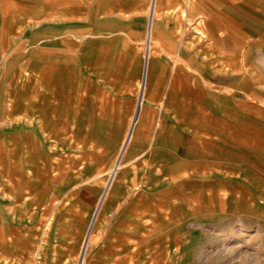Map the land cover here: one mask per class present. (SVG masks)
Returning <instances> with one entry per match:
<instances>
[{"label":"rangeland","instance_id":"1","mask_svg":"<svg viewBox=\"0 0 264 264\" xmlns=\"http://www.w3.org/2000/svg\"><path fill=\"white\" fill-rule=\"evenodd\" d=\"M257 3L264 10V0ZM50 10L59 38L40 39L35 28L22 35L23 22L11 30V5L0 0V264H78L81 257L84 264H264L263 215L243 224L228 205L210 215L196 207L206 193L264 200V24L255 41L243 43L242 61L251 64L256 85L245 84L236 97L235 122L219 119L204 134L202 118L190 117L200 109L190 99L200 74L175 69L186 63L181 56L173 55V70L163 64L153 33L152 47L146 41L148 17L128 54L114 53L98 32L92 53L74 61L70 13L62 2ZM146 46L148 96L138 83ZM56 67L59 93L45 84L47 68ZM169 84L178 89L174 111L184 98L191 111L163 120ZM143 95L144 118L135 113L125 131ZM158 146L165 152H153ZM118 159L125 162L105 197L109 174H99ZM171 159L175 173L166 182L161 167ZM163 192L169 203L162 204Z\"/></svg>","mask_w":264,"mask_h":264},{"label":"crops","instance_id":"2","mask_svg":"<svg viewBox=\"0 0 264 264\" xmlns=\"http://www.w3.org/2000/svg\"><path fill=\"white\" fill-rule=\"evenodd\" d=\"M6 1H8V5H11V15L9 16L11 30L17 27L18 23L23 22L27 27L25 26L21 32L22 35H25L26 28H35L40 39L51 37V40L57 39L59 36L51 33L58 26H54L55 22L50 17L51 10L49 11V9L56 6L61 7L62 2L64 12L70 13V24L65 26L70 32L68 35L71 37L74 61L79 59L82 54L92 53L91 41L98 32L105 33L109 41L114 44L116 50L114 53L128 54L135 49L136 40L143 36L148 17L146 41L150 40L152 47L153 33L156 40L155 50L163 64L173 70V65H179L177 62H173V55H176L177 58L181 56L186 63H180L181 66H175V69H186L200 74H196L193 79V84L197 89H194L192 94H188L192 95L190 99L195 104H193L194 107L201 109H194L190 116L191 120L196 121L198 118H202V128H197L204 134L213 132L212 129L215 128L213 124L217 123L219 119L221 121L235 119L237 116L236 106H239L235 103L236 97L244 91L245 84H248L250 89L256 85L255 78L251 74V64L243 63L242 56L247 54L246 48L243 50V43L255 41L258 37V33H256L259 30L258 24H264V10H260L258 0ZM37 13L39 19L35 18V21H32L34 16L37 17ZM32 22L34 23L32 24ZM33 36L36 37L31 35V37ZM247 49L251 50L252 48L249 46ZM149 50L148 53L146 46L143 73L138 81L139 87H147V96V73L151 48ZM254 53L255 55L258 53L257 46H254ZM56 69L58 68H47L45 84L46 89H54L59 93L62 85L58 82L59 71ZM223 77H227V79L224 80ZM175 89L177 87H174L173 84H169L164 89V98L166 99L162 106L164 108L162 119L165 116L163 120L167 118L166 115L173 116V112L177 117L178 110L183 113L182 116H186L191 111V108L188 107L191 101H187L186 98L183 99L185 103L182 104V107L174 111ZM181 92L182 90H180ZM188 94L183 92L185 97ZM145 101L144 95L139 97L138 103L142 106H139L137 112L136 109L134 110L125 131H128L135 113L137 114L135 119L138 116L139 120L144 118L145 113L142 112V109ZM146 119L150 121V126L146 127L145 131V134L149 136L153 123L149 116ZM233 121L235 122V120ZM139 125L140 122L137 123L133 133L138 130ZM251 126L256 127L255 125ZM223 127V132H226L225 125ZM236 127L240 129L241 124H237ZM108 134L110 133L105 135ZM135 142L132 143L134 148L136 147ZM142 145L137 146L139 150L144 149ZM168 146L169 144L165 145L166 151L169 150ZM158 147L153 152H165V149Z\"/></svg>","mask_w":264,"mask_h":264},{"label":"bare ground","instance_id":"3","mask_svg":"<svg viewBox=\"0 0 264 264\" xmlns=\"http://www.w3.org/2000/svg\"><path fill=\"white\" fill-rule=\"evenodd\" d=\"M58 124V123H57ZM125 161H123L122 159H118V161H116V163H114V165L111 167V169H108L106 171H104L103 173L101 172L99 175L101 174H105V173H108L109 174V177H108V186L106 185L107 187V190H106V196L107 197V194L109 192V189L114 181V178L115 176L117 175V173L119 172V168L122 167V165L124 164ZM170 164H168V166H162L161 169L162 171L168 175V179H166L165 181H170L172 178L171 176H173V174L175 173L174 172V165L171 164L172 163V159H171V162H169ZM192 164H189L188 166H190ZM165 167V168H164ZM189 168V167H188ZM193 169V168H192ZM190 171V170H189ZM105 192V191H104ZM103 195V194H102ZM165 196V197H164ZM162 197H163V201H162V204H166V203H169L170 201V197L171 196H167L165 195V193L163 192L162 193ZM260 198V197H259ZM258 198V199H259ZM264 199V197L262 196L260 199ZM106 199V198H105ZM220 200V201H219ZM255 197H244V196H236V195H232V194H226L224 196H218V195H214V194H207L202 197L201 194H199V196H197V204H196V207L199 209V210H202L203 212H207L205 213L204 215H210L211 213L213 214V210L214 209H217V207H220L219 205L220 204H224V206L228 207V210L230 211L229 215H233V214H237L239 217H240V220L241 222L244 224L245 222H248L250 220H252L250 218V215L252 214H258L257 217H260L261 215L264 216V200L261 202H258V201H255ZM103 201V200H102ZM100 204V203H99ZM169 205H172L173 206V203L169 204ZM100 207V205H99ZM255 210V212H253V209ZM97 208V207H96ZM173 208V207H172ZM100 209V208H99ZM212 209V210H211ZM227 209V208H226ZM96 210V209H95ZM213 211V212H212ZM238 211L242 212V214H238ZM172 212H173V209H172ZM98 213V212H97ZM244 214V216H243ZM260 214V215H259ZM163 215H166V214H163ZM162 215V216H163ZM168 215V214H167ZM253 217V216H252ZM164 218V217H163ZM165 218H169V217H165ZM95 220V218H94ZM167 221V220H166ZM94 223V222H93ZM171 224V223H174V220H169L168 224ZM168 224H166L168 226ZM93 228V227H92ZM92 228L91 227H88V230H87V234L85 235L84 237V246H83V250L85 249V246L86 244L88 243V241L91 239L90 238V235H91V231H92ZM262 247V245H261ZM83 256V253L82 255ZM257 259V258H256ZM78 264H84V258L81 257L79 259V263Z\"/></svg>","mask_w":264,"mask_h":264}]
</instances>
